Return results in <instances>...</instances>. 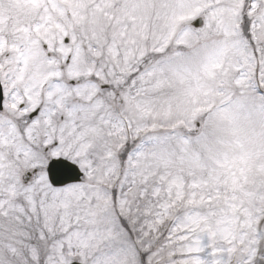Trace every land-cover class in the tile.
Instances as JSON below:
<instances>
[{
	"label": "snow or ice",
	"instance_id": "snow-or-ice-1",
	"mask_svg": "<svg viewBox=\"0 0 264 264\" xmlns=\"http://www.w3.org/2000/svg\"><path fill=\"white\" fill-rule=\"evenodd\" d=\"M0 264H264V0H0Z\"/></svg>",
	"mask_w": 264,
	"mask_h": 264
}]
</instances>
